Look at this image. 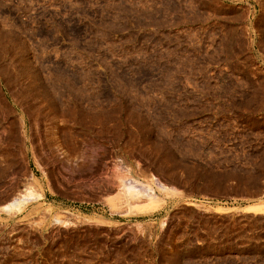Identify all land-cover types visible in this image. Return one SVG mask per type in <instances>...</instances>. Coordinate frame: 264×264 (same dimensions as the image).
<instances>
[{
	"label": "rangeland",
	"instance_id": "obj_1",
	"mask_svg": "<svg viewBox=\"0 0 264 264\" xmlns=\"http://www.w3.org/2000/svg\"><path fill=\"white\" fill-rule=\"evenodd\" d=\"M0 264H264V0H0Z\"/></svg>",
	"mask_w": 264,
	"mask_h": 264
},
{
	"label": "bare ground",
	"instance_id": "obj_2",
	"mask_svg": "<svg viewBox=\"0 0 264 264\" xmlns=\"http://www.w3.org/2000/svg\"><path fill=\"white\" fill-rule=\"evenodd\" d=\"M21 117H22L23 125H24V127L26 129L27 128V121H28V119H27V117L25 115H22ZM25 133H27V130H25Z\"/></svg>",
	"mask_w": 264,
	"mask_h": 264
}]
</instances>
